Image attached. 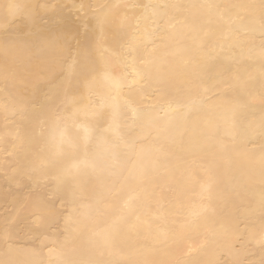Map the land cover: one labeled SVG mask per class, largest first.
<instances>
[{
  "label": "bare ground",
  "instance_id": "6f19581e",
  "mask_svg": "<svg viewBox=\"0 0 264 264\" xmlns=\"http://www.w3.org/2000/svg\"><path fill=\"white\" fill-rule=\"evenodd\" d=\"M0 264H264V0H0Z\"/></svg>",
  "mask_w": 264,
  "mask_h": 264
}]
</instances>
